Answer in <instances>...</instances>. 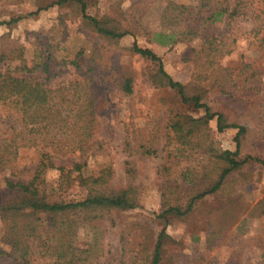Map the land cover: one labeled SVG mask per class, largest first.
Listing matches in <instances>:
<instances>
[{
    "label": "trees",
    "instance_id": "1",
    "mask_svg": "<svg viewBox=\"0 0 264 264\" xmlns=\"http://www.w3.org/2000/svg\"><path fill=\"white\" fill-rule=\"evenodd\" d=\"M67 3L79 4L83 20L104 39L118 42L130 33L114 25L109 17L100 18L88 13L87 0H53L44 7ZM245 15L249 16V27L243 28L237 20ZM19 19L2 20L0 24L9 25ZM219 22L230 24V27L218 33L216 24ZM153 35L164 45L172 41L189 43L193 39H201L188 56L194 67L193 79L188 85L170 74L162 57L151 47L142 46L135 40L129 48L154 64L146 73L153 85L173 90L182 106L204 109L203 114L193 115L176 107L169 108L162 125L163 150H166L161 167L163 181L168 188L172 185L179 188L187 186L195 191L186 208L169 202L162 215L175 213L182 216L192 211L199 199L220 192L229 177L245 164L250 161L264 163L260 156L241 155L248 126L232 118L229 109H213L205 100L214 90L238 96L247 106H252L253 102L258 105L264 103L263 72L257 56L244 55L237 67L222 63L223 57L233 51L240 37L246 38L252 50L264 56V0H196L195 3L170 0L161 14V28ZM56 45L45 36L40 41V59L33 67L26 64L23 45L8 55L0 54V102L17 114L11 131L0 136V218L2 239L8 246L7 249L0 247V254L14 262L29 263L39 256H48L53 259L52 264L83 263L87 256L76 243L80 229L90 227L93 239L99 245L95 246L97 252L105 233L99 224L101 219L117 210L134 208L137 204V186L129 184L117 189L111 185L114 169L110 164L104 165L97 174L85 173V164L80 162L69 169L60 165L58 187L49 188L46 174L48 167L55 166L52 157L82 153L98 145V106L90 86L91 78L77 74L54 86L48 82L56 71L59 73L62 65L81 67L84 51L78 50L72 58H59ZM95 49L86 61L88 71L94 69L95 62H100L102 56ZM16 59L21 61L13 64ZM108 61L104 60V63L109 64ZM134 83V75L125 71L122 89L126 94L133 92ZM214 118L218 132L237 128L235 150L220 151L217 147L210 126ZM155 132V128H128V155L155 154ZM31 148L39 152L40 158L33 176L24 180L19 157L22 150ZM198 154L206 157L198 162ZM176 172L178 176L170 180ZM212 173L214 178H211ZM72 174L85 192L80 199H66L61 193L65 180L68 182ZM165 235L164 227L146 264H162Z\"/></svg>",
    "mask_w": 264,
    "mask_h": 264
},
{
    "label": "rangeland",
    "instance_id": "2",
    "mask_svg": "<svg viewBox=\"0 0 264 264\" xmlns=\"http://www.w3.org/2000/svg\"><path fill=\"white\" fill-rule=\"evenodd\" d=\"M52 1L0 0V21L20 18L9 25L0 24V54L8 55L14 48L23 45L26 64L33 67L40 59V41L45 36L57 44L55 51L59 58H72L78 50L84 51L81 67L62 65L59 73L56 71L48 82L54 86L77 74L91 78L90 86L98 106V145L82 153L52 157L55 166L48 167L46 174L49 188L58 187V166L65 165L69 169L77 162L85 164V173L95 174L104 165L110 164L114 169L110 182L113 187L137 186L136 207L117 210L99 222L105 233L97 252L99 245L94 241L90 227L80 229L76 243L87 260L79 264H146L164 227L162 264H264V163L250 161L245 164L229 177L220 192L199 199L186 215H162L169 202L186 208L195 192L187 186L179 188L172 185L168 188L163 181L161 167L166 150H163L161 131L168 109L176 107L193 115L203 114L204 109L182 106L173 90L153 85L146 73L154 64L129 48L135 40L142 46L151 47L162 57L167 70L176 80L187 85L191 82L194 67L188 56L201 39L196 38L189 43L172 41L167 45L154 39V31L161 28L162 11L170 0H87L88 13L100 18L109 17L114 25L130 31L118 42L104 39L94 32L83 20L79 4L44 7ZM237 22L240 27H249V16H241ZM216 27L221 33L230 24L219 22ZM95 48L102 56L100 62H95L94 69L88 71L86 61L94 54ZM244 55L257 56L263 72L264 91V56L253 51L246 38H239L233 51L223 57L222 63L230 67L240 66ZM103 58L109 60V64L104 63ZM19 61L14 60L13 64ZM125 71L134 75L131 94L122 89ZM205 100L213 109H229L232 118L248 126L241 147L242 156L252 154L264 158V103L259 101L261 104L258 105L253 102L252 106H247L238 96L214 90L208 93ZM16 116L8 105L0 102V136L11 131ZM210 126L220 151L236 149L234 136L237 128L218 132L216 118L210 121ZM128 128H155L157 142L154 147L157 152L128 155ZM196 157L199 162L206 155L198 154ZM39 158V152L32 148L22 150L18 162L22 168V179L28 180L33 176ZM177 176L178 172L173 173L170 180ZM214 177L212 173L211 178ZM61 193L66 199H80L85 195L75 174L68 182L65 180ZM2 236L0 218V247L7 249ZM87 250L91 252L85 253ZM52 263L53 259L48 256H39L26 263L14 262L0 254V264Z\"/></svg>",
    "mask_w": 264,
    "mask_h": 264
}]
</instances>
